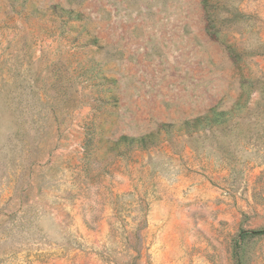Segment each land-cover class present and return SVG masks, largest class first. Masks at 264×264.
Here are the masks:
<instances>
[{
	"label": "rangeland",
	"instance_id": "rangeland-1",
	"mask_svg": "<svg viewBox=\"0 0 264 264\" xmlns=\"http://www.w3.org/2000/svg\"><path fill=\"white\" fill-rule=\"evenodd\" d=\"M0 264H264V0H0Z\"/></svg>",
	"mask_w": 264,
	"mask_h": 264
}]
</instances>
